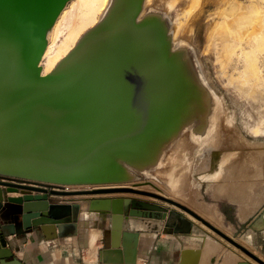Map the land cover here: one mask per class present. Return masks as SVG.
Returning a JSON list of instances; mask_svg holds the SVG:
<instances>
[{
	"label": "water",
	"instance_id": "1",
	"mask_svg": "<svg viewBox=\"0 0 264 264\" xmlns=\"http://www.w3.org/2000/svg\"><path fill=\"white\" fill-rule=\"evenodd\" d=\"M69 1L0 0V212L24 209L25 229L46 221L40 225L48 239L65 238L80 232L81 203L71 205V222H55L43 215L62 214L50 210L61 200L56 196L142 194L183 209L264 264L184 203L127 185L137 173L154 171L184 130L206 123L212 112L211 91L191 51L175 46L169 19L159 11L145 12L146 0H114L75 49L44 74L49 31ZM119 199L127 201V209L112 214L114 238L123 231L125 237H139L133 247L128 242L126 253L115 240L114 251L100 252L103 264H136L141 232L161 233L167 224L169 233L191 234L195 227L193 219L159 203L112 200ZM17 224L0 213V264H24L9 246ZM113 253L115 261L109 257Z\"/></svg>",
	"mask_w": 264,
	"mask_h": 264
},
{
	"label": "rangeland",
	"instance_id": "2",
	"mask_svg": "<svg viewBox=\"0 0 264 264\" xmlns=\"http://www.w3.org/2000/svg\"><path fill=\"white\" fill-rule=\"evenodd\" d=\"M235 2L243 5H241L242 7H239V9L237 8V12H235L236 9L234 11V7L232 8L231 6ZM262 4H264V0H147V3L145 4V12H167L165 17L168 18L171 23V34L174 44L191 51L202 78L211 91V99L213 103L212 112H220L219 115L223 122V129L224 123L231 122L235 127L231 136L242 138L241 140L243 142L240 141V146L237 148L234 147V149L231 150L234 154L235 160L228 167H225L223 164L221 165L219 160L221 152L219 153L218 158L213 157L217 152V149L213 148L211 157H209V159H212L207 163L205 168H200V163L197 161L194 154L195 146L187 143L183 144L182 142L179 147H177L178 143L176 145L174 143L171 146V148L174 149L172 150L173 154L170 156L168 165L166 162L163 164V168L167 166L164 170L147 171L145 174L139 172L137 173L138 178L127 184L137 189L177 199L201 214L229 235L235 237V239L242 244L245 243L242 242L243 240L241 238L244 237L247 232L240 231L241 228L237 227V223H235V216L233 213L234 205H228L227 202L218 195V192L219 188L223 187V181L226 175L230 172H233L235 169H239V173L250 172L254 169V167H251L252 163L248 161L250 153L256 150L264 152V45L261 47L263 50H258V46H260L258 44L261 42L264 43L262 41L264 40V5ZM194 5L195 10L190 8L191 6L194 7ZM192 9L193 12H191ZM215 30L216 33L213 34ZM255 35H258L259 37L257 36V38H255ZM260 37L262 38L261 41ZM249 46H251L252 49L255 48L252 56H259L258 54H260L258 57V66L261 69L262 79L258 78L259 80H257V78L252 76L253 73L250 72L248 76V71H244L247 68V70H249V67L246 65L249 56L246 57L247 55H245L244 52V50H246L245 48H248ZM252 49L248 51L251 52ZM255 53H257V55ZM245 66L247 68H245ZM243 68L245 69L243 70ZM238 77H241V81L237 80ZM242 80L244 81L242 82ZM237 81L242 82V84H236ZM239 84L241 85L239 86ZM196 124L197 126H194V128L200 126L199 121ZM191 126L193 125H190V127L184 130L180 138L188 132ZM226 131L227 134L224 131V136L230 139V133L228 130ZM221 147L224 150L228 148L226 141L223 140ZM259 147L262 149L259 150ZM179 154L183 155L187 168L184 174L185 176L181 178V184L177 185V182H175L174 179L178 176H173L175 173L173 172V167L179 164ZM234 176H237V174ZM259 176L261 178V175ZM262 176L264 181L263 173ZM52 187L57 189H76L75 187L67 188V186L58 184H53ZM190 187L193 190V194H191ZM192 195L195 197V202L190 200ZM83 197H93V199L83 203V200H80ZM116 197H135L144 201L159 203L167 207L169 210L173 209L180 214L193 219L195 221V227L191 234L174 233V236L177 238L185 240V242H182L183 244H186V240H188L189 237H181L182 235H198V239L193 242L196 245H202L205 237L212 238L220 241L226 246V249L231 248L234 251L249 257L241 251V249L228 242L183 209L155 197L142 194L116 193L93 196H56L54 198L55 201L61 199L59 201L69 202L70 208L67 211H64L61 215H55L56 217L49 216V214L48 216H43L47 217L46 219H52L55 222H71L75 217L74 208L71 204L73 205L74 202L81 203V208L78 211L77 216L80 232L76 237L82 244V256L85 255L90 257L91 255H95V258H97V256H99L100 246L105 245L106 243L108 233L106 230L108 231L110 229L111 231L110 221L112 219V214L114 212H119V214L126 213L127 207L125 209H118L117 211L109 208V204L111 205L110 201ZM65 198L72 199L63 200ZM55 201L51 200V203H54ZM205 207L212 210L210 213L216 220L211 218V215L204 214ZM228 208L229 211H227ZM6 210L7 209L2 210L0 213L3 216L8 215L20 223V234L27 236L28 233L36 232L42 233L44 237H46L40 225L41 223H47L46 221L38 222L40 224L32 225L31 228L25 229L22 223V215L25 212L24 209L18 211ZM91 214L93 215V220L91 219V221L86 222L84 216ZM174 222L179 223L181 221L179 218H176ZM231 222L235 224L236 228L228 225V223ZM92 228L93 230L94 228L100 229L102 233L99 235V238L101 239L96 240L93 246L90 247L88 237ZM57 232H59L58 229L55 230V233ZM123 235H121L123 242L121 246H123L126 253L130 251V249L126 248V245H124V239L126 238L125 231H123ZM61 239H64V237L50 240ZM115 240H120L119 236ZM245 246L264 259V252L260 249L256 239L250 242V244H245ZM139 248L140 239L139 244L136 247L137 263L140 258ZM146 264L153 263L147 262Z\"/></svg>",
	"mask_w": 264,
	"mask_h": 264
},
{
	"label": "crops",
	"instance_id": "3",
	"mask_svg": "<svg viewBox=\"0 0 264 264\" xmlns=\"http://www.w3.org/2000/svg\"><path fill=\"white\" fill-rule=\"evenodd\" d=\"M254 177L255 179L253 177L252 179L250 178V183L246 175L231 176L229 173L223 181V187L219 188L218 195L221 196L228 205H234L233 213L235 216V223H237V227L241 228L240 231L247 232L246 235L241 238L243 240L242 242L250 244V242L256 239L260 249L264 252V184H262L264 181L262 178L258 179L260 176ZM248 182L254 185V187L245 185ZM259 184H261V188ZM8 195L17 196L20 194L9 193ZM112 207L113 206L109 204V208ZM211 211V209L205 207L204 214L211 215ZM227 211H229V208ZM211 218L215 219L213 215H211ZM84 219L86 222H89L91 219L93 220V215H85ZM228 225L235 227V224L232 222L228 223ZM17 226L18 233L9 237V246L14 249L16 256L23 261L24 264H103L100 258V252L104 249L113 251L116 249L114 247L116 241L114 238L113 219L110 221L111 231L110 229L108 231L106 230V232H108L106 243L100 246V252L97 258H95V255H91L90 257L85 255L82 256V244L81 241L77 240L76 235L61 240H50L44 237L42 233L36 232L28 233L27 236H24L19 233V231H21L20 224H17ZM168 228L169 227L165 225V229L167 230L161 233L141 232L139 248L140 258L137 264H146L147 262L153 264H182V259L186 261V264H239L242 261H246L248 264H258L251 258L231 248L226 249V246L216 239L205 237L202 245H196L193 242L198 239V235H182L181 237H189L188 240H186V244H183L182 242H185V240L177 238L174 236V233H169L170 230ZM93 232L97 233L95 241L101 239L99 238L100 233H102L100 229L94 228L93 230L92 228L88 237L90 247L95 243V241L92 242L91 240V234ZM128 235L131 236L127 237V242L124 240V245L127 247L135 246V240H137L138 237L136 238L133 236L135 234ZM128 242L131 246H128ZM122 244V236H120L119 249H124L123 246H121ZM114 256L116 257L117 255L115 253L110 254L109 257L111 261H115ZM7 260L11 262L12 258L8 257Z\"/></svg>",
	"mask_w": 264,
	"mask_h": 264
},
{
	"label": "bare ground",
	"instance_id": "4",
	"mask_svg": "<svg viewBox=\"0 0 264 264\" xmlns=\"http://www.w3.org/2000/svg\"><path fill=\"white\" fill-rule=\"evenodd\" d=\"M113 1L114 0H70L68 2L66 7L61 12V14H60L58 20L56 21L55 25L49 31L48 45H47L46 51L44 53L43 59L41 61V65L43 67V73L44 74L50 73L53 69H55V67L67 55H69V53H71L75 49V47L78 45V43L81 40V38L83 37V35L88 30H90L92 27L97 25V23H99V21L102 19V17L104 15H106V13L109 10ZM193 1H195V0H193ZM146 3H147V0H146ZM241 5H242L241 3L238 4L235 2L231 6H232V8L234 7L233 8L234 11L236 9L235 12H237V8L239 9V7L243 6V5L242 6ZM262 5H264V4H262ZM190 8L194 9L195 5H194V7L191 6ZM193 9L191 10V12H193ZM163 13L167 14V12H163ZM212 31H213V29H212ZM215 33H216V30L213 32V34H215ZM257 36L255 35L254 37L257 38ZM261 40H262V38L260 39V41ZM262 41L264 42V40H262ZM254 42H256V41H254ZM261 43L258 44V45H260V46H258V50L262 49L261 47L264 45V43H262V44ZM256 46H257V44H256ZM249 47L245 48L246 50H244V52H245V55H247L246 57L249 56L247 58L248 62L246 65L249 67V70L250 69H252V70H250V71L247 70L248 68L246 66H245V68H247V69L244 70L245 68H243V70L248 71V76H249V73L251 72V73H253L252 76L254 78H257V80H259L258 78L262 79L261 78L262 77L261 69L258 66V57L260 56V54H258L259 56L253 55L254 56L253 57L252 54L254 53L253 50H255V48L252 49L251 46H249ZM251 49H252V51L249 52L248 50H251ZM258 50H256V51H258ZM260 52H261V50H260ZM255 54L257 55V53H255ZM250 56H251V58H250ZM237 80L241 81V77H238ZM238 81L236 84H238V83L242 84V82L244 80H242V82H238ZM241 84H239V86ZM212 111H213V108H212ZM219 114H220L219 111L214 112V113L211 112L209 114V118H208V121L206 123L202 122L200 124V126H198V127L189 128L188 132H186V134L184 133L185 135L175 142V145L178 143L177 147H179V145L182 142H183V144L187 143L189 145L195 146L194 154H195V157L197 158V161L200 163V168H205L207 163L212 159V158L209 159V157H211V153H212L213 148L217 149V152L215 153V155L213 154L214 155L213 157L218 158L219 157L218 155L221 152V157L219 159L221 162V165L223 164L225 167L226 166L228 167L235 160L234 154L231 150L234 149V147H236V148L239 147L240 141H242L241 140L242 138L231 136V134H233V130H235L234 129L235 127L233 126V124L231 122L224 123V129H223V127H222L223 122L220 119ZM226 130H228V132L230 133L229 134L230 139H228V137L226 138L224 136V131L227 134ZM223 140L226 141V143L228 145V148L226 150L222 149V147H221ZM175 145H174V147H175ZM256 147H257V145H256ZM173 149L174 148H170L169 150H167V152L165 154H163V156H162L163 158L159 162L156 163L157 167H155L154 171H158V170L161 171L167 167L166 166L165 168H163V166H164L163 164H165V162H166L168 165V161L170 159V156L173 154V152H172ZM260 149H262V148L259 147V150ZM179 155H180V156H178V158L180 159L179 164H177L176 166L173 167L174 171L172 169V171L175 172L173 174V176L179 177V178L177 177L174 179L175 182H177V185L181 184V178L185 176L184 174H185L186 168H187V166L184 162L183 155L182 154H179ZM263 159H264V152L263 151L260 152V151L256 150V151L250 153L248 156V161L252 163L251 167H254V169H252L250 172H240V173L238 171L239 169L238 170L235 169L233 172H230V175H232V173H233V176L236 174H237V176L246 175L249 178L250 183H251L250 178L252 179V177H253L255 179L254 176L261 175V178H262L263 177L262 173L264 175V162H263L264 160ZM258 179H260V177ZM261 181H262V179H261ZM249 182L246 183L245 185L250 186L251 184ZM262 184H264V183H262ZM252 186L254 187V185H251V187ZM259 186H260V188L262 187L261 184H259ZM259 186L257 185L258 188H259ZM257 187H256V189H257ZM190 190H191V194H193V190L191 187H190ZM251 190H249V191H251ZM252 193H254V192H252ZM194 199H195V197L192 195L190 200L195 202ZM85 202L86 201L83 200V203H85ZM110 203H111V206H113L112 207L113 210L114 209H125L127 201L119 199V200H112V201H110ZM36 205H38V204H36ZM14 206L17 207V204ZM39 207H41V206H39ZM69 208H70L69 202L58 201L57 203H54L51 205L50 210L54 214H61L64 211H67ZM128 236H131V235L126 236V238L124 239L126 242H127ZM133 236H135L136 238L139 237V235H136V234ZM96 238H97V233L93 232L91 234L92 242L95 241Z\"/></svg>",
	"mask_w": 264,
	"mask_h": 264
}]
</instances>
